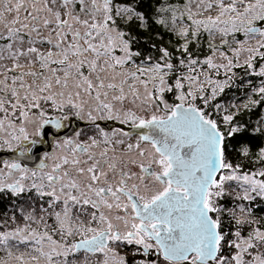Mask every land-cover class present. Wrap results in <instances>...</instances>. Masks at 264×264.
I'll return each mask as SVG.
<instances>
[{"label":"snow or ice","instance_id":"obj_1","mask_svg":"<svg viewBox=\"0 0 264 264\" xmlns=\"http://www.w3.org/2000/svg\"><path fill=\"white\" fill-rule=\"evenodd\" d=\"M143 4L0 0V151L17 157L0 160V264H264V0ZM153 25L175 53L141 47ZM201 30L221 37L203 59ZM70 117L86 130L22 166Z\"/></svg>","mask_w":264,"mask_h":264},{"label":"flooded vegetation","instance_id":"obj_2","mask_svg":"<svg viewBox=\"0 0 264 264\" xmlns=\"http://www.w3.org/2000/svg\"><path fill=\"white\" fill-rule=\"evenodd\" d=\"M259 26V24L257 25ZM263 51V50H262ZM262 62L259 57L255 63L260 64ZM49 115L52 117H57L59 114L49 110ZM98 124L105 131L111 132L113 129H121L124 131H133L128 125H120L115 121H98ZM87 124L83 120H79L75 117H70L69 120L63 121V126L60 129L54 128L51 124L45 125L43 131L41 130V135L39 137H32L37 140V145L33 147L32 154L39 156L41 162L50 164L51 161H45L44 157L46 155L55 156L59 154L62 149L58 148L57 145H62L65 139H75L74 133L77 131L86 130ZM5 159H17L16 155L8 151H0V160ZM20 162V160H19ZM21 163V162H20ZM22 164V163H21ZM22 166H24L22 164ZM25 167V166H24ZM28 168V167H27ZM34 170L36 168H29ZM8 201L5 199L0 202V207L7 208Z\"/></svg>","mask_w":264,"mask_h":264},{"label":"trees","instance_id":"obj_3","mask_svg":"<svg viewBox=\"0 0 264 264\" xmlns=\"http://www.w3.org/2000/svg\"><path fill=\"white\" fill-rule=\"evenodd\" d=\"M154 2H155V0H144V4H143L144 10L149 11L152 8ZM169 2L171 4L177 6V7H182L184 5V3L187 1L186 0H169ZM187 24H190V22H188L186 20V26H187ZM121 27H125V25L121 24ZM133 31L142 37V44H141L142 48H147V44L144 43L143 40L148 38L149 35H151V40L153 42H156L158 45H162L164 47L169 48L174 53H175L176 48L179 46V44L183 43V41L180 40L172 32L165 31L164 29L159 28V26H155V25H153L150 30H141L138 28H134ZM157 32H160L159 36L156 35ZM210 43L214 44L211 41L208 33L201 30L200 35H199V51H200V57L199 58L200 59H203L204 57L211 54V50L209 48ZM190 47H192L194 51L197 50L195 45H190ZM227 49H228V47L225 46L224 51H226ZM234 71L239 74L237 76V80H239L240 76H243L245 73V69H243V68H237V69H234ZM249 71H251V70H249ZM244 78L246 80L253 81V83L256 84L257 86L259 85V81L261 79V78L255 77V76H245ZM237 94L241 95V97H242V92H238ZM230 98H234V97H230ZM242 118L244 120H248L249 115L245 114L242 116ZM251 119L255 120L256 116H251ZM257 211L259 212V209H257ZM260 215H264V213H260Z\"/></svg>","mask_w":264,"mask_h":264},{"label":"rangeland","instance_id":"obj_4","mask_svg":"<svg viewBox=\"0 0 264 264\" xmlns=\"http://www.w3.org/2000/svg\"><path fill=\"white\" fill-rule=\"evenodd\" d=\"M186 1H187V2H185L184 4H187V3H188V0H186ZM208 14H209V13H205L204 15L206 16V15H208ZM211 14H212V15H215V12H212ZM186 20H187V17L185 16V17H184L185 24H186ZM235 38H236V39H239V40H241V41H243V40L245 39V37H243V36L240 35V34H237ZM210 39H211V41H212L214 44H216L217 46H219V45L221 44V37H220L219 35H217L214 39L210 37ZM228 39L231 41V40L233 39V37L230 36ZM251 43L254 45V44H255V41L253 40ZM232 47H236V45L233 44ZM223 50H224V49H223ZM263 51H264V50H263ZM226 52H227L228 55H231V51H230L229 48L226 50ZM218 55H219V54L217 53V57H218ZM241 61H243V57L241 58ZM217 62H219V61H217ZM260 64H264V61L260 62ZM257 70H258V68H257ZM221 76H222V74H221ZM29 131H30V133H31L32 130L29 129ZM0 255H3V254L0 253Z\"/></svg>","mask_w":264,"mask_h":264},{"label":"water","instance_id":"obj_5","mask_svg":"<svg viewBox=\"0 0 264 264\" xmlns=\"http://www.w3.org/2000/svg\"><path fill=\"white\" fill-rule=\"evenodd\" d=\"M43 131V129H42ZM31 158H19L20 162L28 168H37V166L41 163L39 156H35L32 153L30 154ZM17 158V157H16Z\"/></svg>","mask_w":264,"mask_h":264},{"label":"built area","instance_id":"obj_6","mask_svg":"<svg viewBox=\"0 0 264 264\" xmlns=\"http://www.w3.org/2000/svg\"><path fill=\"white\" fill-rule=\"evenodd\" d=\"M221 78H222V76H221Z\"/></svg>","mask_w":264,"mask_h":264}]
</instances>
